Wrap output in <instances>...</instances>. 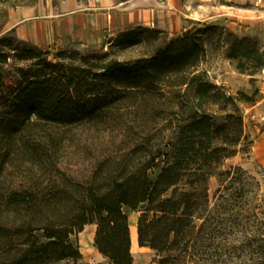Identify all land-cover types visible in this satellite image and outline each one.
I'll return each mask as SVG.
<instances>
[{
  "label": "trees",
  "instance_id": "obj_1",
  "mask_svg": "<svg viewBox=\"0 0 264 264\" xmlns=\"http://www.w3.org/2000/svg\"><path fill=\"white\" fill-rule=\"evenodd\" d=\"M195 31L118 57L164 35L137 26L80 63L0 36V264H78L71 236L88 225L108 264H134L127 211H139L138 244L157 253V264H229L254 242L264 250V203H242L254 178L237 166L214 199L209 188L214 168L249 142L239 103L254 104V96L230 95L199 71L206 48ZM128 100L140 103L126 141L94 144L97 152L81 158L74 130L108 131ZM235 229L243 240L232 238ZM250 259L264 264V251Z\"/></svg>",
  "mask_w": 264,
  "mask_h": 264
},
{
  "label": "rangeland",
  "instance_id": "obj_2",
  "mask_svg": "<svg viewBox=\"0 0 264 264\" xmlns=\"http://www.w3.org/2000/svg\"><path fill=\"white\" fill-rule=\"evenodd\" d=\"M65 1L66 0H0V36L5 33H11L10 36L12 38L23 41L10 30L11 25L16 20L20 18H29L35 13V10L42 17H58L60 11L64 8ZM202 1L204 0H190L188 7L191 9H187V0H183L184 10H189V12L187 11L188 15L197 19V21L194 22L197 24L194 27L197 28L195 32L203 34L205 39L206 51L198 67L199 71H205L208 78L213 83L222 86L228 94L236 96L239 92H244L251 96L253 95L255 100L254 104L251 105L239 103L244 119V134L249 138V142L240 144L237 155L224 160L221 165L214 168L213 176H211L209 181L210 197L214 199L216 191L220 186V180L226 179V171L241 166L248 176L254 178V181L245 188L242 203L247 207H254L264 203V101L259 104L258 107L252 108L258 102L264 100V66L260 64L257 59L258 57L254 56L256 49L255 45L259 46L261 52L264 50V46L261 44L258 34L252 33L250 30L244 29L243 27L241 31H234L227 25L228 20L224 17H216L210 20L206 19V16L202 14L203 9L200 5ZM135 2H139V0ZM215 2L217 3L218 0H211V3ZM192 4H195L197 8H195L196 12L194 13L190 12L192 11ZM185 14L187 13L184 11L179 14V24L185 20ZM146 27L158 29L157 27ZM163 32L164 35L161 40L152 42L149 45L141 44L121 51L118 53V57H137L145 52L153 51L155 48L163 45L165 40L182 34L184 30L179 29V31ZM241 40H245L242 49L238 46ZM107 41V38H105L100 43H92L89 46L82 45V43H76L72 46H58L55 43H51L45 47L32 44L47 51L50 54L51 60H55V56L61 55L63 58H67L68 61L80 63L86 53H103L108 51ZM242 50H244V53ZM59 51H62V53H59ZM246 52H248L249 55ZM240 64L243 65L244 71L238 69ZM139 103V100H128L122 103L117 109L115 121L111 124V128L108 131L96 133L90 131L87 127L74 130L72 135L81 143L80 150L78 151L79 156L85 158L90 154L96 153L97 150L95 149V145L97 144L112 146L113 143L126 141L129 137V133L125 132V125L134 123V116L137 112L136 107ZM221 119L220 116L217 117L218 121ZM136 131L139 132L141 129L137 128ZM232 190L233 189L228 190L227 194L231 193ZM237 199L240 201V198ZM127 214L130 223L132 225L136 223L137 227L140 214L139 211H127ZM254 220L255 219L252 218V221ZM252 221L247 224L244 222L248 226V236H253L257 231L256 227H250ZM95 230V225H88L82 232L71 236L72 242L82 253V258L78 261V264H108V260L104 258L95 247ZM234 234L235 236L232 237L233 239L237 236L242 238V240L244 239V236L238 229L234 230ZM135 249L140 250L138 233ZM257 251L264 250H260L258 243L254 242L252 247H245L243 253L245 258L243 261L241 259H235L233 263L229 264H263L259 260L250 259L252 253ZM148 252L150 253L144 255L143 260L140 259L137 252H133L135 264H157L155 263V260L158 258L157 253L154 250ZM54 264H74V262L65 260Z\"/></svg>",
  "mask_w": 264,
  "mask_h": 264
},
{
  "label": "crops",
  "instance_id": "obj_3",
  "mask_svg": "<svg viewBox=\"0 0 264 264\" xmlns=\"http://www.w3.org/2000/svg\"><path fill=\"white\" fill-rule=\"evenodd\" d=\"M135 1L138 0H66L58 17H42L35 10L29 18L16 20L10 30L23 41L45 47L51 43L58 46L82 43L89 46L137 26L157 27L167 32L197 29L194 28L197 19L188 15L189 10H184L183 0ZM189 3L190 0H187V9H191ZM195 4H192L191 13L196 12ZM200 5L206 19L224 17L230 29L241 31L243 27L250 30L259 35L264 46V0H218L217 3L204 0ZM182 11L187 14L179 24ZM148 251L152 252V249L140 247L136 252L143 260L144 255L150 253Z\"/></svg>",
  "mask_w": 264,
  "mask_h": 264
},
{
  "label": "bare ground",
  "instance_id": "obj_4",
  "mask_svg": "<svg viewBox=\"0 0 264 264\" xmlns=\"http://www.w3.org/2000/svg\"><path fill=\"white\" fill-rule=\"evenodd\" d=\"M130 230H131V241H132V253H136V249H135V244H136V240H137V227H136V223L135 225H132L130 223Z\"/></svg>",
  "mask_w": 264,
  "mask_h": 264
}]
</instances>
